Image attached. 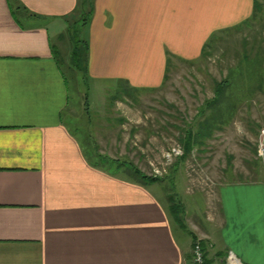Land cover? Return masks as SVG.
Wrapping results in <instances>:
<instances>
[{
  "label": "crops",
  "instance_id": "obj_1",
  "mask_svg": "<svg viewBox=\"0 0 264 264\" xmlns=\"http://www.w3.org/2000/svg\"><path fill=\"white\" fill-rule=\"evenodd\" d=\"M254 2L0 0V264H192L156 183L96 164L67 126L58 58L76 70L71 29L85 14L83 76L155 91L174 61L199 60L245 24ZM214 204L205 263L232 251L264 264V179L221 184Z\"/></svg>",
  "mask_w": 264,
  "mask_h": 264
},
{
  "label": "rangeland",
  "instance_id": "obj_2",
  "mask_svg": "<svg viewBox=\"0 0 264 264\" xmlns=\"http://www.w3.org/2000/svg\"><path fill=\"white\" fill-rule=\"evenodd\" d=\"M257 1L261 12L255 21L219 34L205 60L174 61L163 87L155 91L139 90L128 97L120 91L123 84L91 82L79 69L71 71L62 56L58 58L67 78L71 108V118L65 121L92 161L98 165L100 158L129 162L143 174L158 177L161 181L154 188L160 196L182 205L184 229L180 231L174 221L175 232L191 237L192 247L200 242L203 252L202 243H209L213 227L217 188L231 181L264 179L260 138L264 129V0ZM222 81L228 85L224 92L228 100L222 105L233 103V116L223 120L202 147L180 159L181 130L186 123L212 114L206 109L204 115L198 112L214 98L215 85ZM222 113L227 116L225 107ZM172 148L181 155L170 160L166 154Z\"/></svg>",
  "mask_w": 264,
  "mask_h": 264
},
{
  "label": "trees",
  "instance_id": "obj_3",
  "mask_svg": "<svg viewBox=\"0 0 264 264\" xmlns=\"http://www.w3.org/2000/svg\"><path fill=\"white\" fill-rule=\"evenodd\" d=\"M254 10L251 18L243 24L241 27H247L252 21H255L261 12L260 4L257 0H254ZM87 22V16L85 14H82L81 17L75 22L73 25L74 28L71 29V38L73 40V49H72V56H71V66L74 67L76 70H80V72L84 73L85 64H86V48L84 41H81L79 39L81 28L85 26ZM226 32V31H225ZM219 39V34L213 36L209 42L203 47L202 53H201V59L205 60L210 55V51L213 48L216 41ZM191 63V62H189ZM168 78V72L165 76V82ZM226 81H222L220 83H216L215 85V96L212 100L206 101L204 104V108H200L198 114L199 116L204 115L206 109L207 111H211L212 114L210 116L205 117L204 120L200 122H194V123H186L185 127L181 130V135L179 138V142L183 149V155L180 159L185 158L187 155H189L196 147H202L206 140L211 138L212 134L217 131L221 125L225 123V121L228 119V117H232L235 108L234 104L227 103L226 106L222 105L226 101V97L224 95V92L227 87ZM120 91H123V94L127 95L128 97L133 93L137 92V90L131 89V88H125L121 86L119 87ZM228 100V99H227ZM222 107L226 108L227 116L224 117L222 113ZM204 117V116H202ZM225 120V121H223ZM91 159V157H89ZM98 159V158H97ZM92 160V159H91ZM102 163L101 166L106 167L111 170H125L129 173H132L135 179L143 182V183H157L161 180L158 177H150L145 174H143L140 170L137 169L136 166H134L132 163H119L118 161H110L105 160L103 158L99 159ZM169 202V210L170 213L173 215V219L176 223H178V226L182 229L183 226L181 225L180 220V213L182 211V205L179 202H176L172 197L168 198ZM184 229V228H183ZM206 264V263H205Z\"/></svg>",
  "mask_w": 264,
  "mask_h": 264
},
{
  "label": "built area",
  "instance_id": "obj_4",
  "mask_svg": "<svg viewBox=\"0 0 264 264\" xmlns=\"http://www.w3.org/2000/svg\"><path fill=\"white\" fill-rule=\"evenodd\" d=\"M260 138H261V144H262L261 148H262L264 142V129L261 130ZM179 153H180L179 150L172 148L171 150H169V152H167L166 157L171 160L172 158L178 156ZM260 154L261 156L263 155V149H260ZM191 262L192 264H205L204 252L202 250L200 242H196L193 244ZM224 264H243V262L232 251H228L224 258Z\"/></svg>",
  "mask_w": 264,
  "mask_h": 264
}]
</instances>
